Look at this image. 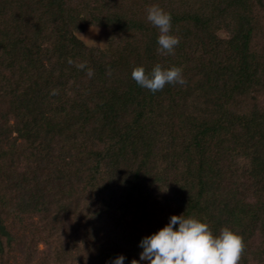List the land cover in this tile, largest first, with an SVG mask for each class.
<instances>
[{
  "label": "trees",
  "instance_id": "1",
  "mask_svg": "<svg viewBox=\"0 0 264 264\" xmlns=\"http://www.w3.org/2000/svg\"><path fill=\"white\" fill-rule=\"evenodd\" d=\"M156 64L185 84L131 78ZM183 213L264 264V0H0V264H129Z\"/></svg>",
  "mask_w": 264,
  "mask_h": 264
},
{
  "label": "clouds",
  "instance_id": "2",
  "mask_svg": "<svg viewBox=\"0 0 264 264\" xmlns=\"http://www.w3.org/2000/svg\"><path fill=\"white\" fill-rule=\"evenodd\" d=\"M146 19L158 29L157 51L172 53L178 38L170 34L171 15L159 5L147 8ZM89 74L91 72L89 71ZM131 78L142 88L155 93L165 84L184 85L181 68L154 65L150 71L135 66ZM139 259L129 264H237L242 249L241 237L228 227L214 235L206 222L192 216L171 215L168 223L156 232L144 236L138 244ZM124 255H117L105 264H124Z\"/></svg>",
  "mask_w": 264,
  "mask_h": 264
},
{
  "label": "rangeland",
  "instance_id": "3",
  "mask_svg": "<svg viewBox=\"0 0 264 264\" xmlns=\"http://www.w3.org/2000/svg\"><path fill=\"white\" fill-rule=\"evenodd\" d=\"M79 39L89 48H98V49H104L107 48L109 44V40L111 37V32L108 31L107 29L103 28H98V27H90L86 28V30L80 34H78ZM40 221V216H34L31 218L30 222H27V225L29 223L33 225H43L42 228L46 229L44 226L46 224L44 223H39ZM23 237H28V232L22 231ZM46 247L44 246L43 243H40L38 245V251L39 253H43L45 251Z\"/></svg>",
  "mask_w": 264,
  "mask_h": 264
},
{
  "label": "water",
  "instance_id": "4",
  "mask_svg": "<svg viewBox=\"0 0 264 264\" xmlns=\"http://www.w3.org/2000/svg\"><path fill=\"white\" fill-rule=\"evenodd\" d=\"M0 233L4 236H7L8 237V234L7 232L5 231L4 227L0 225ZM0 247H1V243H0Z\"/></svg>",
  "mask_w": 264,
  "mask_h": 264
}]
</instances>
